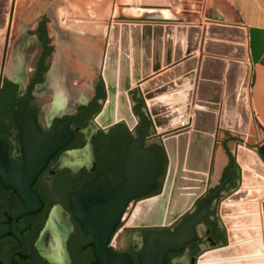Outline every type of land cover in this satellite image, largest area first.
Returning <instances> with one entry per match:
<instances>
[{"label": "water", "instance_id": "1", "mask_svg": "<svg viewBox=\"0 0 264 264\" xmlns=\"http://www.w3.org/2000/svg\"><path fill=\"white\" fill-rule=\"evenodd\" d=\"M13 8L14 0L7 32ZM169 13L167 11L164 17L148 18L170 20L172 17ZM125 18L130 19V16ZM115 25L110 26L109 33L111 31V34L113 32L118 36ZM210 25L220 26L224 30L223 34L235 32L240 40L244 39L242 27ZM139 31V28L131 26L128 32V28L122 25L119 36L131 35L132 48L135 39L145 45L150 39V30L146 26ZM153 34L158 38L160 28L154 29ZM110 39L113 38L110 36ZM40 42L41 59L38 71L28 85L27 96L15 98L17 84L0 82V264H51L37 253L33 242L53 202H60L71 214L74 223V231L65 242L73 264H132L128 254L120 256L114 253L108 241L127 203L151 191L161 181L165 156L157 143L143 147L146 135L159 137L167 154L168 168L163 193L167 188L172 156L177 151L178 168L171 182V190L167 193V216L171 218L162 222L164 212L157 205L149 206L162 192L137 202L133 217L138 225L168 224L181 215L204 190L217 118L222 127L233 128L238 132L246 130L250 117L247 74L243 75L240 61L229 60L225 69V61L206 56L202 59L200 79L195 89L190 88L193 83L192 72L176 82L160 86L174 73L193 68L194 60L186 58L174 64L167 73L148 80L140 88L125 87V94L107 103L108 84L103 71L106 58L109 55L116 57L117 51L114 49L111 52L106 47L99 65L106 88L104 103L86 125H75L68 129L70 120H60L53 135H47L27 110L30 88L44 74L52 55V40L45 22L40 27ZM126 44H122L119 50L123 68L128 64ZM234 48L225 47L226 52H236L239 57L244 54L243 44ZM174 55L176 57L178 53L174 52ZM131 57L132 76L136 81L139 74L135 70V58L132 54ZM171 58L172 45L169 41L164 46V63L169 64ZM159 65L160 51L155 42L152 70L157 71ZM148 70L149 65L144 73ZM124 77L128 78L126 73ZM175 89L183 90L174 93ZM143 90L146 92L142 93ZM192 98L197 99L198 104L220 99L219 115L197 109L189 132L171 129L187 114L188 103ZM10 127L16 130L13 140L20 151L18 159H13L10 154L12 143L7 137ZM166 128L167 131L164 130ZM175 133L178 135L177 145ZM258 158L264 167L263 160L260 156ZM184 159L186 168L191 170L182 168ZM197 222L208 225L209 233L199 237ZM233 223L227 222L228 225ZM228 233L229 243L220 249L226 247L228 252H236L239 247L235 243L244 233L239 229L236 232L229 229ZM224 242L225 238L207 201L202 199L194 213L183 218L175 231L149 232L146 247L138 259L140 264H193L196 252Z\"/></svg>", "mask_w": 264, "mask_h": 264}, {"label": "flooded vegetation", "instance_id": "2", "mask_svg": "<svg viewBox=\"0 0 264 264\" xmlns=\"http://www.w3.org/2000/svg\"><path fill=\"white\" fill-rule=\"evenodd\" d=\"M49 19V15L44 12L41 17L32 21V25H22V32L14 40L9 29L4 38L0 58V82L17 84L14 93L15 98L27 96L28 85L33 81L41 59L40 27L45 22L52 40V55L44 74L30 88L27 110L33 114L38 127L43 133L53 135L54 128L60 120H70L67 125L68 129L75 125H86L100 105L104 103L106 88L100 74L101 55L99 56L95 52L87 54L91 72L95 74L89 83L85 81V76H82L78 70L73 69L75 64L80 65L85 60L83 59V53L86 54L87 52L82 51L84 46L80 42L81 37H84L80 35V31L85 28L71 25L68 22H65L64 27L53 24V22L48 26ZM70 26H75V31L79 32L71 35L63 34L66 28H70ZM15 132V128L10 127L7 137L12 143L10 154L13 159H18L20 158V151L13 140ZM152 143L160 145L165 156L161 181L151 191L138 198L131 199L127 203L120 216L118 226L109 237L108 246L110 249L120 256L128 254L132 264H140L138 255L146 247L147 234L152 231H175L183 218L193 214L199 202L205 199L225 238V242L196 252L193 264H222L221 259L223 257L226 258V261H229L228 264H264V252L255 237L251 236L247 230L257 212V210L247 209L248 204L257 206L253 204L255 201L251 198L250 178L245 173L247 169L239 161L236 163L234 156L232 158L228 156L227 160L224 159L225 166L221 169L214 186L210 182L209 168L204 190L172 222L168 224L128 226L137 202L151 196L160 195L166 180L168 168L166 151L161 145L159 137L146 135L143 147H148ZM239 144H237V147ZM258 154L264 162V154L261 152H258ZM240 177L241 184L238 186ZM225 207L228 209L226 214L223 213ZM228 221L234 223L228 225ZM229 229L235 232L239 229L244 235H247L245 239L241 238L236 241L235 244L239 247L236 252H228L226 247L220 249L229 243ZM73 231L74 223L71 220V214L60 202H53L33 242V246L37 253L51 264H73L65 244L66 239ZM209 231L210 227L208 225L203 222L196 223V232L199 237L208 234ZM123 232H126L127 239L119 244V237ZM114 243L119 244V246H115Z\"/></svg>", "mask_w": 264, "mask_h": 264}, {"label": "rangeland", "instance_id": "3", "mask_svg": "<svg viewBox=\"0 0 264 264\" xmlns=\"http://www.w3.org/2000/svg\"><path fill=\"white\" fill-rule=\"evenodd\" d=\"M11 3L12 0H0V58L4 38L7 33ZM150 11L154 12L150 13ZM167 11L170 12L169 15L172 17L170 20H154L148 18L150 16H167ZM44 12L47 13L50 18L48 20V26L53 22V24L55 23L64 27L65 22H68L71 25L74 24L85 28L80 31V35L85 37H83L84 39L81 37L80 42L84 46L82 51L85 50V52H87L86 54L83 53V59L86 61L83 60L80 65L75 64L73 69L78 70L82 76H85L84 78L86 80H84L88 83L95 76V74L91 72L90 64L88 63L87 54H90V52H95L100 56L106 47L112 52L114 49L117 51L122 44L128 43L126 44L127 52H130L129 54H132L135 58V70L140 76L144 74V69L148 65L149 70L146 71V73L152 68V53L155 42H157L159 46L160 63H164V46L167 45L169 41L172 45V49H174L176 54L178 53V56L184 55V57L191 59V53L193 51V53H199L198 50H195L197 48L198 34H200V31L204 33V31L207 30L206 27L208 24L201 26L200 23L202 21H222L230 23L239 21L238 17L232 12L230 4L224 0H14L12 20L10 23V35L12 39L14 40L22 32V25L30 26L32 21L41 17ZM130 12H132V14ZM133 14H139L140 18L138 17L139 15L136 16ZM126 16H130V19L125 18ZM119 19L127 22H152L161 24H155L151 26L152 28L148 27L146 24L141 26H147L149 28L150 39L146 41L145 45L142 41L135 39V44L132 48L130 34V37L128 34L127 36H125V34L119 36L121 35V29L118 30L119 37L113 32L111 34V31L109 33V26L113 24L111 21H115V24L116 21L121 22ZM120 24L122 25V23ZM117 25L118 24L115 26L117 27ZM124 26L127 27V24L124 23ZM131 26L140 28V26L136 24H132ZM156 28H160V36H158V38L153 34ZM141 29H139V32H141ZM75 30V26H70V28H66V30L62 32L65 35L66 33L71 35L75 32H79ZM110 36L113 38L112 40ZM154 37H156V39H154ZM205 41L201 40L200 44ZM218 42L233 44L230 43L232 41L227 40ZM190 47L192 49H190ZM235 54L237 53L235 52ZM240 60H243L242 63L245 66L246 73V66H250L247 50L244 58ZM242 71L244 70L242 69ZM249 118V128L245 134H239L233 130L227 132L225 129H221L225 131L220 130L215 133L209 178L212 186L216 185L214 183L217 182V177L220 175L221 169L225 166L224 159L227 160L228 156L231 158L234 156L236 163L239 161L240 164L247 169L245 173L247 177L250 178L252 190L251 198L255 201L253 204L257 205H247V209L253 211L257 210L254 220L248 226L247 230L251 236L255 237L258 241V245L264 252V231L263 228H261L264 222V167L258 158V152L264 154V133L256 128L252 117L250 116ZM237 141L241 144L236 143ZM237 144H239L238 147ZM240 184L241 177L239 178L238 186H240ZM223 209V213L226 214L228 211L227 207ZM245 237H247L246 234L241 236L242 239H245ZM126 239V232L121 233L119 244L123 243ZM119 244H115V246H119Z\"/></svg>", "mask_w": 264, "mask_h": 264}, {"label": "crops", "instance_id": "4", "mask_svg": "<svg viewBox=\"0 0 264 264\" xmlns=\"http://www.w3.org/2000/svg\"><path fill=\"white\" fill-rule=\"evenodd\" d=\"M224 1L230 4L232 12L234 13L236 17H238L239 21H237L236 23L222 22V21H218V22L202 21L200 25L204 26L212 22V23H219L221 25H234V26L242 27L244 29V32H245L244 37L246 36V40H245V44L243 45H245L246 47L249 63L251 66L250 75H249V83H248L249 88L247 92L250 116L252 117L256 128L264 133V0H224ZM204 39L206 41L207 40L222 41V40H217L214 38H209L207 37V35H205V33H202L201 40H204ZM230 43H235V42H230ZM197 49L199 51L198 54L193 53L194 51L191 53V59L194 60L193 69H191L190 71H186V72H183V71L179 72V73H182L180 75H177L179 73H174L170 78L160 83V86L167 85L172 82H176L182 76L188 74L189 72H192L194 74L193 81L195 80V86H191L190 88L191 90L195 89L197 82L200 79L199 74H200V68L202 65V60H201L202 57L207 56V57L224 59L226 62V65L224 66L225 69H226L228 60L240 61V62L243 61L238 58H226L225 56L216 55L213 53H207L205 52V47H203V44H200ZM203 49L204 51H202ZM171 59L172 60L170 64H165L161 62L162 63V64L160 63L161 67L157 71H153L151 68L152 71L151 70L149 71L151 73L148 76L142 78L140 82L133 84V86L140 87L141 84L147 83L148 80L167 73V71L173 67V64L182 62L183 59L184 60L186 59V57H184V55L174 57V49H172ZM242 69H243V64H242ZM223 83H224V80L222 81V84ZM182 90L180 89L179 91L178 89H175L174 93H180ZM163 96H167V95H163ZM193 101L197 103V100H192L190 104L188 103L189 107L190 106L192 107ZM195 107L196 108H194V110L199 108L196 104H195ZM219 112L220 110L218 112L216 111V113L218 114ZM190 118L192 119L193 117L188 116V119ZM184 119L185 118H183L182 120ZM179 125L174 126L173 128L177 129L176 127H178Z\"/></svg>", "mask_w": 264, "mask_h": 264}, {"label": "bare ground", "instance_id": "5", "mask_svg": "<svg viewBox=\"0 0 264 264\" xmlns=\"http://www.w3.org/2000/svg\"><path fill=\"white\" fill-rule=\"evenodd\" d=\"M119 20L121 22L116 21V23H115V24H118L116 28H118V30H120L122 28V25H124V23H126L127 24V28H128V32H129L132 24H136V25L140 26L139 29H141L142 28L141 26H143L145 24L148 25V27H151V26H153L155 24H161V23H152V22H127V21H123L122 19H119ZM111 22L113 23V25H115L114 24L115 21L114 22L111 21ZM120 23H122V25ZM129 23H131V24H129ZM213 24H217L218 25L219 23H213ZM219 27L220 26L217 27V26L210 25V23H208V25L206 27L207 30L204 31V33H205V35L207 34V36L209 38L232 41V42H236V44L235 43H233V44H225V43H221V42H218V41H210V40L205 41V39H204L205 42H203L202 44H203V47H205V52H207V53H213V54L221 55V56L237 57V58L243 59L244 56H245V54H246V48H245L244 54L239 57L237 54H235L233 52H230L229 53L227 51L228 52L227 53L225 47H229L232 50H234L235 49L234 47L236 45L238 46L241 43L242 44L245 43L246 36L244 37L243 40H240L238 38V36H236L235 32L233 34H231V35H226V34H223L222 33V32H224V30H222ZM109 30H110V26H109ZM201 33L202 32L200 31V34H198L197 48H198V46L201 43ZM244 47H245V45H244ZM119 50H120V48H118V50H117V53L115 55L116 57H114L113 55H111V56L109 55L106 58L105 68H104V71H103V76H104V78H105V80H106V82L108 84V100H107V103H109V102L113 101L114 99H116L118 97H121L123 94H125V87L127 88V87L130 86L132 88L133 87V84H136V83L140 82V80L142 78L148 76L151 73V72H149V73L141 74L139 76V79L135 81L134 78H133V76H132V68L133 67H132V59H131L132 57H131V54H129L130 52L128 53V64L125 65V68L127 69L126 70L125 68L122 67L121 62L119 60ZM202 51H204V49ZM209 58H212L214 60L217 59V60H220V61H222V60L225 61L224 59H219V58H214V57H209ZM202 59H203V57L201 58V60ZM170 63H171V61H170ZM161 64L158 66V69L157 70L160 69ZM243 69H244V71H243L244 74H247L246 80H247V92H248V81H249L250 66L249 65L246 66V73H245V66L244 65H243ZM124 73H126V75L128 76L127 79L124 77ZM180 74H182V73H179L177 75H180ZM121 77H123V79ZM148 79H150V78H148ZM145 84L146 83H143V84H141V86L142 85H145ZM191 86H195V80L193 81V83L191 84ZM143 91H142V93H145L146 92V90H143ZM192 100H197V99H195V98L190 99L189 104L192 102ZM192 104L193 105H192V107L191 106L189 107V111L187 112V114L184 117H182L179 120L178 123L172 125L170 127L171 129L174 126H177V125L180 124L178 127H176L177 128L176 129L177 131L182 130V129H185L186 132H189L192 129V127H193V119H194V116H195V110H194V108H196L195 107V104L199 107L197 109H203V110H206V111L210 110V111H213V112H216V111L218 112L220 110V104H221V102H220V99H219V100H216V101H204V104H198V102L195 103L193 101ZM188 116H191L193 118L192 119L191 118L188 119ZM183 118H185V119L182 120ZM249 123H250V118H249V121H248V125H247L246 130L243 131V132H238V131H235L233 128H225V127L220 126L219 125V122H218V118H217V121H216V132L219 131V130H221V129H225L226 131L233 130V131H235V132H237L239 134H245L248 131ZM164 130L167 131L168 128H166ZM213 134H215V132ZM174 138L176 140V145H177L178 135L177 134L174 135ZM186 148H187V146H186ZM185 151H186V149H185ZM174 152H176V153H174V155L172 156V163H171V167H170V173H169V176H168V179H167V185H166L167 188H166V191L164 193L162 192V194L160 196H157L156 197L157 199H155V200H153V201H151L149 203V206L157 205L158 208H159V210L162 211V212H164V215L162 217V222H167L171 218V217H168L167 216V212L169 211V203H168L169 194H167V193H169V191L171 190V182L174 180V177H175V174H176V170L178 168L177 151H174ZM182 168L185 169L186 171L191 170V169L186 168V166H185V159L183 161ZM195 172H197V171H195ZM135 213H136L137 216L139 215L138 214V211H136ZM133 214H134V212H133ZM136 223H137V221L136 220L134 221V217L132 215V217H131V219H130V221L128 223V226H130V225L131 226H138V224H136ZM261 228H263V231H264V222H263V226H261ZM223 254H225V253L223 252ZM221 263L222 264H228L229 261H226V258L223 257L221 259Z\"/></svg>", "mask_w": 264, "mask_h": 264}]
</instances>
